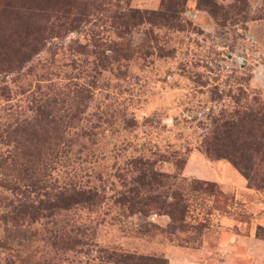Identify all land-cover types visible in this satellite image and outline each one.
Here are the masks:
<instances>
[{
	"label": "rangeland",
	"instance_id": "374dc122",
	"mask_svg": "<svg viewBox=\"0 0 264 264\" xmlns=\"http://www.w3.org/2000/svg\"><path fill=\"white\" fill-rule=\"evenodd\" d=\"M69 1L0 0V264H264V184L205 151L264 112V0ZM139 167L173 177L146 190ZM71 186L95 204L15 213Z\"/></svg>",
	"mask_w": 264,
	"mask_h": 264
},
{
	"label": "trees",
	"instance_id": "16d2710c",
	"mask_svg": "<svg viewBox=\"0 0 264 264\" xmlns=\"http://www.w3.org/2000/svg\"><path fill=\"white\" fill-rule=\"evenodd\" d=\"M2 1H3L4 9L10 11L20 10L31 17H35L32 15H42L43 14L42 11L46 10V7H44L46 5L50 6L49 8L51 7L56 8V6L59 4L63 6V4L67 5L70 3L69 0H2ZM83 3L82 6L84 10L86 5L84 1ZM78 4H81V2H78ZM79 13L84 14V11H79ZM43 17L46 21L52 19L44 15ZM66 23L67 21L64 20L63 22L60 23V25L64 27ZM38 36H39V32L37 29V32L33 34V38H38ZM4 61L7 63L8 59H4ZM48 106L49 103L45 102V107L42 108V110L40 111L42 115L43 123L38 128L36 127L37 129H39L38 131L39 138L42 137L43 140H45V138H47L50 135V133H52V130L48 128V120L46 119L48 114ZM53 106L54 104H52V107ZM52 123H53L52 128L54 132L52 134V137H55V140L60 142V139L62 138L63 129L60 128L58 122L52 121ZM257 123L259 125H256ZM235 124L233 122H227V121L221 122V124H219L220 131L215 132L214 139L216 140L217 136H220V138H225L227 139V141L220 144L219 143L213 144L214 146L212 147L209 146V149L205 148V151L211 154L214 153L213 154L214 156H218L217 155L219 154L218 152H222L226 157H228V160L233 165V167L243 176V178L246 180L247 185L260 188L262 187V184H264V172L258 174L257 176L258 179L254 180L253 177L254 174L255 175L257 174V170L254 165V162L252 161V158L253 156H257L259 161H264V112H261L258 118H254V117L245 118V129H239L235 131L232 129V127H234ZM39 144L41 145V143ZM54 145H57V142H54ZM144 163L146 162H141V164ZM139 169L140 170L138 174L139 175L138 185L140 188L147 186L143 188L146 190H150L153 188V186L159 185L161 183V178L167 179L168 177H173V176L165 175L163 173L156 172L151 168H146L144 170L142 169V167H139ZM138 191L139 190L137 189V192ZM152 196L153 195H147L144 197L137 198V200H133L135 197H137L136 195L135 197L121 196V200L127 201L129 206H131L133 203L136 202L139 203L140 206H143V205H148L153 201ZM171 196L172 198H174L173 194H171ZM96 197L97 194L95 190L91 188L85 189L76 186H71L68 187L67 189L58 188V190L55 191L51 196L38 200L39 201L38 205H41L39 211L46 210V212H49L50 210H56L57 208L67 209L72 204L93 205L96 202L97 199ZM126 197L129 199H126ZM167 205L170 206L171 203H167ZM179 206L181 209H184V204H180ZM29 209H33V210L31 212L30 211L28 212ZM138 209H142V208L138 207ZM16 210L17 212L15 213H21V214L26 213L29 214L31 217L35 216L37 212L40 215L43 214L41 216H44V213L42 211L39 212L36 208H34L31 205V203L23 202L22 204H20L19 207L16 208ZM2 218L4 219V217ZM114 258L117 259V262H119V264H152L151 262L154 263L155 260L157 262L163 261L161 259L135 256L133 254H127V253L115 254ZM148 260H150V262Z\"/></svg>",
	"mask_w": 264,
	"mask_h": 264
}]
</instances>
